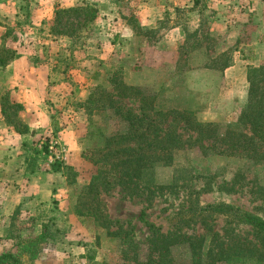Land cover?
Listing matches in <instances>:
<instances>
[{
    "label": "rangeland",
    "instance_id": "rangeland-1",
    "mask_svg": "<svg viewBox=\"0 0 264 264\" xmlns=\"http://www.w3.org/2000/svg\"><path fill=\"white\" fill-rule=\"evenodd\" d=\"M82 1L98 8L93 23L79 36L51 35L55 9ZM20 2L17 13L0 9V46L11 47L22 33L28 39L40 28L60 40L57 68L68 85L64 99L70 107L39 140L23 142L16 156L0 151V254L13 252L20 264H143L153 254L145 244L151 232L143 219L161 232L172 230L188 191L207 181L211 185L206 189L212 190L199 195L202 202L224 200L264 216V199L251 194V185L239 192L217 190L237 169L264 185V164L249 169L236 157L204 158L195 146L175 149L170 166L155 168L164 193L147 199L141 182L129 194L117 183L107 191L91 187L105 167L89 160L105 137L127 129L123 104L132 114L144 108L152 115L148 106L153 103L163 111L189 110L203 122L236 121L248 100V67L264 65V0H81L71 6L58 3L53 20L38 29L31 28L30 18L39 2ZM7 66H0V103H5L10 124L20 127L22 109L14 105L18 102L7 83ZM65 128L74 133V147L59 133ZM45 136L67 149L56 161L62 167L54 171L59 174H53L56 163L47 145H40ZM34 147L41 150L35 160ZM177 169L193 170L190 186H181L179 176L177 183ZM245 182L240 178V184ZM216 223L221 229L225 221L220 217ZM47 231L55 232L53 238L42 235ZM186 251L181 244L174 255L184 260Z\"/></svg>",
    "mask_w": 264,
    "mask_h": 264
},
{
    "label": "trees",
    "instance_id": "trees-1",
    "mask_svg": "<svg viewBox=\"0 0 264 264\" xmlns=\"http://www.w3.org/2000/svg\"><path fill=\"white\" fill-rule=\"evenodd\" d=\"M98 11L95 3L89 1L56 8L49 32L51 35L79 36L84 27L93 23ZM17 57L12 47L4 44L0 46L1 67L7 66ZM231 64L230 59L225 67ZM247 77L250 83L247 103L237 120L231 123L199 121L189 110L163 111L153 103L148 106L149 110H154L152 115L145 114L144 108L140 114H132L127 104L119 106L126 108L125 112L128 113L123 118L127 129L116 134L118 136L105 137L103 146L92 150L94 155L89 156V160L101 163L105 168L97 171L91 187L97 185L96 188L107 191L108 187L117 183L124 190L132 192L141 182L143 196L154 198L163 194L166 188L156 183L155 168L170 166L175 158V149L194 146L203 153L204 158L216 155L236 157L244 160L249 169L264 164V65L249 66ZM100 89L102 87H96L95 90ZM108 97L112 98V95ZM1 105L6 121L10 124L5 103ZM14 105L23 108L20 103ZM111 106L113 104L101 108ZM176 119L177 126L174 123ZM11 125L20 133L29 130L25 123H21L20 127L14 122ZM33 151L35 160L41 150L34 147ZM85 155L88 156V153L85 152ZM55 163L52 170L60 171L61 165ZM177 171V183L180 179L183 181L181 186H190L193 170ZM240 178L246 182L240 184ZM253 179L249 178L246 171L237 169L229 181L218 185L217 190L239 192L243 186L251 185V194L259 193L264 199V185L256 184ZM207 184L211 185V181H207ZM206 185L199 190L188 191L187 199L174 214L172 230L161 232L154 223L143 219L151 232L145 244L153 253L143 264H264V216L224 200L202 202L199 195L206 192ZM210 190L211 187L207 191ZM130 192L127 191L128 194ZM220 217L225 223L218 229L216 222ZM244 230H248L253 237L250 238ZM42 235L53 238L55 232L47 231ZM181 244L187 248L188 258L184 260L174 255V250ZM0 264H20V261L15 253L4 252L0 254Z\"/></svg>",
    "mask_w": 264,
    "mask_h": 264
},
{
    "label": "crops",
    "instance_id": "crops-1",
    "mask_svg": "<svg viewBox=\"0 0 264 264\" xmlns=\"http://www.w3.org/2000/svg\"><path fill=\"white\" fill-rule=\"evenodd\" d=\"M20 1L3 0L0 9L17 13V10H21L22 7ZM37 1L39 3L32 10L30 23L32 24L31 28L38 29L43 22L53 20L54 9L58 3L71 6L81 0ZM215 24L218 25L219 22H215ZM43 29H38L39 32L35 35L31 32L33 34H29L28 39L22 38V33L19 42L14 41L11 46L16 50L18 57L12 60L6 68L7 83L10 86L13 99L23 106L21 119L29 128L25 133H20L14 126L8 124L0 103V151L10 153L12 156L17 155L22 143L29 140L30 137L35 141L39 140L45 129L56 125L62 115L61 111L66 113L70 107L68 100L64 99V96H67L65 92L68 90V85L66 80L62 79V73L57 68L62 47L60 40H54L48 30ZM2 34L3 31L0 29V42L3 39ZM49 94L52 96L58 94V96L53 98L49 97ZM60 132L66 144L71 147L76 145L73 141L74 133L70 128H65ZM7 169L8 167L5 171ZM53 174H59V172Z\"/></svg>",
    "mask_w": 264,
    "mask_h": 264
},
{
    "label": "built area",
    "instance_id": "built-area-1",
    "mask_svg": "<svg viewBox=\"0 0 264 264\" xmlns=\"http://www.w3.org/2000/svg\"><path fill=\"white\" fill-rule=\"evenodd\" d=\"M46 144L48 147V151L51 153L52 161H61L64 158V155L67 149L60 143V141L53 136L49 139L47 136L40 141V145Z\"/></svg>",
    "mask_w": 264,
    "mask_h": 264
}]
</instances>
